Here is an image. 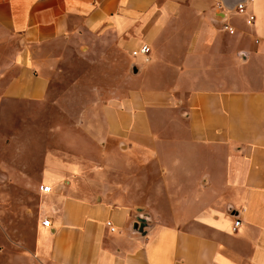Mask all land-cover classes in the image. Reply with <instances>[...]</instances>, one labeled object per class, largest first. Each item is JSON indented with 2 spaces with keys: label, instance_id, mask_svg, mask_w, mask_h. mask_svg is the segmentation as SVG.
Instances as JSON below:
<instances>
[{
  "label": "crops",
  "instance_id": "1",
  "mask_svg": "<svg viewBox=\"0 0 264 264\" xmlns=\"http://www.w3.org/2000/svg\"><path fill=\"white\" fill-rule=\"evenodd\" d=\"M243 3L245 13L256 17L255 31L264 40V0ZM235 8H225L220 0H0V105L45 97L47 85L37 70L36 49L58 40L81 41L107 30L119 35L127 48L151 49L147 60L138 55L142 60L135 63H158L159 51L180 52L185 62L179 71L194 69L206 59L201 48H211L213 56L219 47L216 31L234 33L224 29L229 24L221 23L232 19ZM216 23L222 28L217 30ZM175 31L185 32L186 38L161 42L166 32ZM203 31L209 33L207 43L201 39ZM183 104L181 112V100L173 91L133 90L127 99L108 105L106 132L118 140L145 134L149 113L175 111L185 120L192 151L223 160L226 181L220 191L204 173L183 178L187 183L181 190L190 196L171 206L166 221L154 222L144 211L133 215L128 205L112 196H79L77 186L62 182L73 167L47 156L44 174L50 178L45 181L52 189L40 192L33 260L39 264H264V92L190 91ZM223 148L224 154L215 155ZM161 171L164 176V167ZM210 185L208 203L205 190ZM140 214L149 215L144 235L132 230ZM44 218L49 227L42 225Z\"/></svg>",
  "mask_w": 264,
  "mask_h": 264
},
{
  "label": "rangeland",
  "instance_id": "2",
  "mask_svg": "<svg viewBox=\"0 0 264 264\" xmlns=\"http://www.w3.org/2000/svg\"><path fill=\"white\" fill-rule=\"evenodd\" d=\"M245 18L246 13H234L222 22L234 33L216 31L214 57L211 48H201L207 60L185 71L178 68L185 62L180 52L159 51L156 58L169 62L135 63L142 58L132 56L133 48L110 30L36 49L45 97L0 105V264H39L33 250L40 187L50 186L44 174L47 156L73 167L62 182L77 186L79 196H112L133 215L142 207L154 222L166 221L171 206L190 196L181 190L187 183L183 178L204 173L220 191L226 181L223 160L192 151L181 115L154 111L148 114L145 134L118 140L106 132L107 107L142 89L173 91L181 100V112L190 91L264 92V40L255 31L256 17L252 23ZM222 26L216 23L217 30ZM201 34L207 43L209 33ZM183 38L185 32H166L161 42ZM224 150L217 149L215 155ZM205 196L211 203V185Z\"/></svg>",
  "mask_w": 264,
  "mask_h": 264
},
{
  "label": "built area",
  "instance_id": "3",
  "mask_svg": "<svg viewBox=\"0 0 264 264\" xmlns=\"http://www.w3.org/2000/svg\"><path fill=\"white\" fill-rule=\"evenodd\" d=\"M235 9H236L237 13L245 14L244 3L237 4ZM253 19H254V16L252 14H246V22L247 23H252ZM224 29L227 30L229 33H233L232 27L225 25ZM148 52H149L148 46L142 45L139 48L132 50L131 55L132 56L140 55V56L144 57V60H147ZM40 190H41V192L47 193V192H50L51 188H50V186L44 185V186L40 187ZM41 223L44 227H49V220L48 219H46V218L42 219ZM107 224L109 225V223H107ZM111 230H113V229L111 228Z\"/></svg>",
  "mask_w": 264,
  "mask_h": 264
},
{
  "label": "water",
  "instance_id": "4",
  "mask_svg": "<svg viewBox=\"0 0 264 264\" xmlns=\"http://www.w3.org/2000/svg\"><path fill=\"white\" fill-rule=\"evenodd\" d=\"M245 0H220L222 5L227 8V9H232L235 5L239 3H243ZM133 73H136V68H132ZM136 211L142 212L143 208L142 207H136ZM149 220V215L148 214H140L137 216L136 221L132 225V230L134 232H137L141 235L145 234V230L143 229Z\"/></svg>",
  "mask_w": 264,
  "mask_h": 264
}]
</instances>
